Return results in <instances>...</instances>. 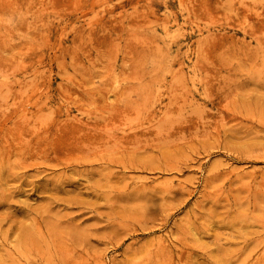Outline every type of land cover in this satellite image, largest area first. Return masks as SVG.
<instances>
[{"label":"rangeland","instance_id":"1","mask_svg":"<svg viewBox=\"0 0 264 264\" xmlns=\"http://www.w3.org/2000/svg\"><path fill=\"white\" fill-rule=\"evenodd\" d=\"M0 264H264V0H0Z\"/></svg>","mask_w":264,"mask_h":264},{"label":"bare ground","instance_id":"2","mask_svg":"<svg viewBox=\"0 0 264 264\" xmlns=\"http://www.w3.org/2000/svg\"><path fill=\"white\" fill-rule=\"evenodd\" d=\"M100 119V118H99ZM96 121H97V119H96ZM62 128V127H61ZM92 128H96V125L94 126V127H92ZM98 128V127H97ZM60 129V128H59ZM72 131H73V129H71ZM95 132H96V130H94ZM58 132V131H57ZM86 133V132H85ZM73 134V133H72ZM95 134V133H94ZM84 136V135H83ZM85 138V137H84ZM96 137H94V139H95ZM79 139H81V138H79ZM74 140V139H73ZM76 140H78V138L76 139ZM82 140V139H81ZM80 140V141H81ZM105 159V158H104ZM255 250V249H254ZM229 253V252H228ZM191 255V254H190ZM221 257V256H220ZM216 259H218V258H216ZM221 261V260H220ZM229 263V262H228Z\"/></svg>","mask_w":264,"mask_h":264}]
</instances>
